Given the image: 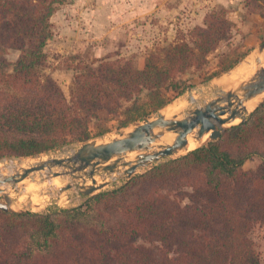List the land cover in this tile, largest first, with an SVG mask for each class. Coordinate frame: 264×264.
Returning <instances> with one entry per match:
<instances>
[{
  "label": "trees",
  "instance_id": "16d2710c",
  "mask_svg": "<svg viewBox=\"0 0 264 264\" xmlns=\"http://www.w3.org/2000/svg\"><path fill=\"white\" fill-rule=\"evenodd\" d=\"M66 1L0 0V158L37 156L144 120L194 85L185 76L202 73L233 28L224 10L210 13L189 41L150 53L142 69L131 60L80 61L67 98L44 73L51 19ZM259 1L247 0L249 12H261ZM243 55L221 59L203 82ZM256 158V169L244 168ZM256 225L264 227V103L219 140L78 207L0 210V264H261Z\"/></svg>",
  "mask_w": 264,
  "mask_h": 264
},
{
  "label": "rangeland",
  "instance_id": "374dc122",
  "mask_svg": "<svg viewBox=\"0 0 264 264\" xmlns=\"http://www.w3.org/2000/svg\"><path fill=\"white\" fill-rule=\"evenodd\" d=\"M115 1L117 3V0ZM113 2V0H67L58 7L51 19L53 37L45 47L47 61L44 73L51 76L58 83L67 98L70 96L74 76L73 67L78 62L90 63L95 59L105 58H109L113 62L131 60L137 69H142L150 53L162 50L177 42L189 41L193 29L197 26H205V19L210 13L224 10L227 13V18L233 23L230 39L222 42L216 51L210 54L209 65L205 67L202 73H191L185 76L194 85L189 86L183 94L168 104L170 105L179 99H186L187 107L181 113L182 118L187 110L203 108L210 100L223 95L220 86L224 88V91L230 89L224 87V84L217 83L227 76L231 70L227 72L228 74L224 73L210 81L203 82V79L209 73H213L219 67L221 59L227 57L230 61L238 55L244 54L239 63L246 62L249 57L256 55L259 46L264 43V0L259 1L262 8L258 14L249 12L246 6L247 0H191L183 7L179 6L177 13L171 15V18H168L167 9L144 6L141 4V0L135 6H117V4L114 6ZM129 13L132 14L130 19L129 17L124 18ZM19 54V51L12 49L9 51L7 58L9 61L15 62ZM75 56L78 58L74 59ZM223 56L225 57L223 58ZM163 109L126 128L118 129L114 127L106 135L91 141L110 142L120 137L124 132L162 115ZM240 121L239 118L238 123ZM208 142L209 140L198 147L205 146ZM80 145L81 143H72L37 156H7L0 158V161L6 160L7 163H10L9 160H16L17 164H20L23 159L36 160L41 159L42 156H47L50 160L66 159L69 156L73 157ZM59 153L63 155L59 156L61 155ZM137 154L139 153L131 154L130 160L134 159ZM178 157L180 156L169 157L163 159L160 163ZM260 162L258 158L247 161L244 168L247 170L256 169ZM19 170L20 168H17L11 173H17ZM68 170L54 169L58 172H68ZM119 170L121 172L123 168L120 166ZM147 171H149L148 168L141 169L135 177ZM119 172L117 174L99 173L95 178L101 182L106 181L109 183L97 194L117 189L130 181ZM6 173H8V170ZM84 173L79 172L77 176ZM62 178L66 181L63 187L68 184L73 185V188L67 192L70 200L69 204L61 205L58 198H53L42 211L37 210V212L30 206H26L28 208L14 209L15 211L11 212L48 213L82 205L87 198L80 194L78 186L85 183L90 184L89 176H85L83 180H75L72 176ZM16 201L17 199L12 200L8 195H0V202L9 207L15 204ZM251 238L260 252V262L264 264V227L256 225L251 232Z\"/></svg>",
  "mask_w": 264,
  "mask_h": 264
},
{
  "label": "water",
  "instance_id": "95a60500",
  "mask_svg": "<svg viewBox=\"0 0 264 264\" xmlns=\"http://www.w3.org/2000/svg\"><path fill=\"white\" fill-rule=\"evenodd\" d=\"M261 56H264V43L259 46L256 55L251 57ZM243 63H239V65ZM220 88L223 95L210 100L203 108L187 110L182 118L178 115L171 118L160 115L124 132L120 137L110 142L99 143L94 140L81 143L74 157L52 159L29 169H22L16 174L0 178V185H16L34 172L49 169V178L72 176L75 180H83L85 176H89L90 184L85 183L78 186L80 194L88 200L97 195L98 191L109 183L98 184L95 177L99 173L117 174L121 166L123 170L124 168L126 170L119 173L131 180L139 170L145 168L151 170L163 164L160 163L163 159L177 156L187 145L188 137L195 131L199 139L210 133L208 144L215 142L220 139L227 129L246 122L249 116L264 103V63L259 65L251 78L241 82L236 87L225 91L223 87L220 86ZM258 97L263 98L252 110L248 111L245 105ZM237 118H240L241 121L232 124ZM229 124L232 125L224 128ZM166 134L174 135L173 142L168 146L158 145L157 141ZM135 152L139 154L134 159L128 160L127 157ZM183 155H180V157ZM56 168L69 170L68 172H58L53 170ZM79 172L85 173L77 176ZM72 188L73 185L68 184L57 192L61 195ZM2 194L3 190L0 189V195ZM0 210L5 212L15 211L1 202Z\"/></svg>",
  "mask_w": 264,
  "mask_h": 264
},
{
  "label": "bare ground",
  "instance_id": "6f19581e",
  "mask_svg": "<svg viewBox=\"0 0 264 264\" xmlns=\"http://www.w3.org/2000/svg\"><path fill=\"white\" fill-rule=\"evenodd\" d=\"M263 63H264V56L263 57L262 56L261 57H249L248 61L236 66L235 69L229 72V74L226 73L228 75L225 76L217 84H224V87H227V88L236 87L241 82H244L248 80L249 78H251L255 74L259 65H263ZM261 98L263 97H258L248 102L245 105L248 111L252 110L258 104ZM185 100L179 99L178 101L168 105L167 107H164L162 111V115L165 116L166 118H171L173 116L178 115L181 118V113L187 107V100L186 101ZM238 121H239V118H237L232 124L238 123ZM232 124H229V125H232ZM173 140H174L173 134H166L165 136H163L157 141V144L160 143L158 145L165 144L161 146H168L173 142ZM208 140H210V133H207L202 139H199L197 138V132L195 131L192 135L188 137L187 145L177 155L180 156V155H183V153L187 151H190V150L192 151L193 149L195 150L196 147H198L201 144H205ZM99 143H102V142H99ZM62 155L63 154L59 156H62ZM128 157H129L128 160H130V156ZM69 158L71 157L69 156ZM47 161H50V159H48L47 156H42L41 159H36V160H24L23 159L20 161V164H17L16 160H9L10 163H7L6 160H2L0 161V178L16 174V173L12 174L11 171L17 168H20L19 171H21L22 169H29V168H32L34 166H37ZM7 170H8V173H6ZM124 170H126V168H124ZM49 174H50V170L45 169L43 171L32 173L29 177H27L26 179H24L23 181H21L20 183L16 185H13V184L0 185V189L3 190L2 195H8V197L12 200L17 199L15 204L10 205V208L11 209H22L23 207L30 206L32 209L36 211L37 210L42 211L44 207L50 204V201L53 198H58L60 200L59 204L61 205L69 204L70 200L68 198V193H67L68 191L61 195L58 194V192H56L57 189H61L66 184V181L62 177L49 178ZM95 180L97 181L98 184L103 183L96 178ZM89 183H91V180L89 181Z\"/></svg>",
  "mask_w": 264,
  "mask_h": 264
},
{
  "label": "crops",
  "instance_id": "0c3cea01",
  "mask_svg": "<svg viewBox=\"0 0 264 264\" xmlns=\"http://www.w3.org/2000/svg\"><path fill=\"white\" fill-rule=\"evenodd\" d=\"M114 6L117 4V6H135L137 5V2L140 0H117V3L115 0H113ZM123 1V2H121ZM191 0H141V4L147 7H162L167 9L168 18H171V15L177 13V8L183 7ZM132 14L125 15V17H131Z\"/></svg>",
  "mask_w": 264,
  "mask_h": 264
}]
</instances>
